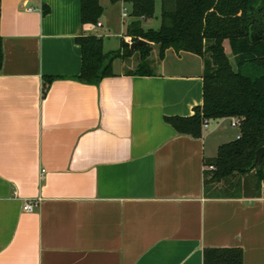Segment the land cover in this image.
Returning <instances> with one entry per match:
<instances>
[{
    "label": "crops",
    "instance_id": "obj_1",
    "mask_svg": "<svg viewBox=\"0 0 264 264\" xmlns=\"http://www.w3.org/2000/svg\"><path fill=\"white\" fill-rule=\"evenodd\" d=\"M157 2L145 30L161 26ZM99 3L98 23L83 24L81 0L0 2V264H204L209 248L264 264V187L204 191L205 160L238 139L236 118L210 120L200 138L166 121L203 104L201 57L169 49L143 76L137 52L113 76L78 80L79 37L103 38L107 54L133 43L131 5Z\"/></svg>",
    "mask_w": 264,
    "mask_h": 264
},
{
    "label": "trees",
    "instance_id": "obj_2",
    "mask_svg": "<svg viewBox=\"0 0 264 264\" xmlns=\"http://www.w3.org/2000/svg\"><path fill=\"white\" fill-rule=\"evenodd\" d=\"M111 1L131 5L134 20L126 36L133 42L146 40L148 45L131 50V45L122 41L120 50L107 54L103 50V38L83 35L77 39L82 54L78 80L96 84L113 76L114 60H127L137 52L140 60L134 74L150 76L152 46H158L161 60L169 49L201 57L203 104L195 108L193 116L167 117L166 121L178 133L200 138L205 120L240 119L239 138L221 145L215 158L205 160V196L260 198L264 187V157L261 166L254 162L257 151L264 147V0H160L158 30L142 27L143 20L154 18L157 0ZM102 13L99 0H81L83 24L98 23ZM226 42L234 62L226 53ZM2 61L0 37V66ZM210 167L213 169L209 170ZM221 185L226 189L222 190ZM204 264H244L243 251L205 249Z\"/></svg>",
    "mask_w": 264,
    "mask_h": 264
},
{
    "label": "rangeland",
    "instance_id": "obj_3",
    "mask_svg": "<svg viewBox=\"0 0 264 264\" xmlns=\"http://www.w3.org/2000/svg\"><path fill=\"white\" fill-rule=\"evenodd\" d=\"M160 8H161V5H160V1L158 0L157 2V10L160 11ZM125 10H127L128 12L130 11V7L128 5H125L123 8H122V12ZM225 48H226V52L228 54V56L230 57L231 61L234 62V57L231 55V51H230V48H229V45L228 43L226 42L225 43ZM150 63L156 65V63H159L161 61V59L159 58V48L158 46H152V51H151V54H150ZM139 60H140V55H136L135 58H134V61L139 63ZM154 65H151L150 69L152 71H154L155 69H158V68H155ZM131 69H137L136 67L135 68H131ZM229 122L230 124V120L227 121V123ZM226 123V124H227ZM237 131V129L233 128V133H235ZM208 169V167H207ZM210 170V168H209ZM212 170V169H211ZM221 188L222 190H225L226 189V186L225 185H221Z\"/></svg>",
    "mask_w": 264,
    "mask_h": 264
},
{
    "label": "built area",
    "instance_id": "obj_4",
    "mask_svg": "<svg viewBox=\"0 0 264 264\" xmlns=\"http://www.w3.org/2000/svg\"><path fill=\"white\" fill-rule=\"evenodd\" d=\"M122 15H123L124 18L128 16V13H127V11L125 9H124ZM98 25L101 26L100 23ZM231 124H232L233 127L239 128L240 119H238V118L233 119ZM208 126H209V120H205L204 124H203V128L207 129ZM210 169H213V167H210ZM39 203H40V200H29V201H27L25 203L24 210L27 211V212H33L39 206Z\"/></svg>",
    "mask_w": 264,
    "mask_h": 264
},
{
    "label": "water",
    "instance_id": "obj_5",
    "mask_svg": "<svg viewBox=\"0 0 264 264\" xmlns=\"http://www.w3.org/2000/svg\"><path fill=\"white\" fill-rule=\"evenodd\" d=\"M147 45H148V42L146 40L140 39L131 44V50H135L137 47H146ZM263 157H264V147L260 148L257 151L254 164L257 166H261Z\"/></svg>",
    "mask_w": 264,
    "mask_h": 264
}]
</instances>
